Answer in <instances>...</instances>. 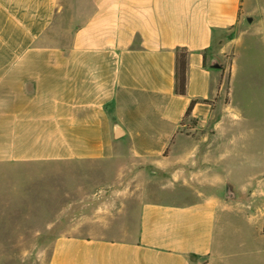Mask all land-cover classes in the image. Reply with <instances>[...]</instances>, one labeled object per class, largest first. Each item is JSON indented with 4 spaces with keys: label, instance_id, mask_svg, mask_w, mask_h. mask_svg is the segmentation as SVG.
Returning <instances> with one entry per match:
<instances>
[{
    "label": "crops",
    "instance_id": "crops-1",
    "mask_svg": "<svg viewBox=\"0 0 264 264\" xmlns=\"http://www.w3.org/2000/svg\"><path fill=\"white\" fill-rule=\"evenodd\" d=\"M245 47L264 54V0H0V172L70 162L96 187L44 264H222L231 232L264 225V102L235 96ZM27 183L0 189L2 217L36 213Z\"/></svg>",
    "mask_w": 264,
    "mask_h": 264
},
{
    "label": "rangeland",
    "instance_id": "rangeland-1",
    "mask_svg": "<svg viewBox=\"0 0 264 264\" xmlns=\"http://www.w3.org/2000/svg\"><path fill=\"white\" fill-rule=\"evenodd\" d=\"M244 49L240 56L239 71L234 79L235 96L238 101L246 102L244 109L259 113V103L264 102L261 100L264 98V76L260 77L261 74L264 75V69L261 71L260 65L262 62L264 64V54L261 53L262 50L259 52L252 49L255 54H250V49ZM249 56L257 66L251 65L250 72H246L249 62L247 65L245 59H249ZM86 174L85 166L81 172L70 162L30 164L0 172V189L4 192H7L12 181L18 184L28 182L26 190L34 203L31 206L36 210V213H31L30 218L8 219L0 213V238L10 237L15 232L14 236H19L26 242L24 245H5L4 249H0V264H44L48 259L53 237L59 232L67 231L72 222L77 224L81 215L93 214V211L84 209L89 194L96 189L88 181ZM40 202L45 203V214L39 211ZM61 209L62 215L56 217V212ZM84 220L78 225L82 226L78 230H86V219ZM228 236L232 241L225 250L226 256L222 264H264V225L255 230L249 227L233 231Z\"/></svg>",
    "mask_w": 264,
    "mask_h": 264
},
{
    "label": "trees",
    "instance_id": "trees-1",
    "mask_svg": "<svg viewBox=\"0 0 264 264\" xmlns=\"http://www.w3.org/2000/svg\"><path fill=\"white\" fill-rule=\"evenodd\" d=\"M187 50L185 48H176L175 56V91L179 94H184L186 90L187 80ZM197 100H192L185 112L189 115L192 105Z\"/></svg>",
    "mask_w": 264,
    "mask_h": 264
},
{
    "label": "water",
    "instance_id": "water-1",
    "mask_svg": "<svg viewBox=\"0 0 264 264\" xmlns=\"http://www.w3.org/2000/svg\"><path fill=\"white\" fill-rule=\"evenodd\" d=\"M248 20H250L249 18H248ZM214 66H219L218 64H215Z\"/></svg>",
    "mask_w": 264,
    "mask_h": 264
}]
</instances>
